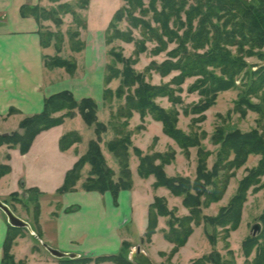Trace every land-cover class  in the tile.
Segmentation results:
<instances>
[{
    "label": "trees",
    "instance_id": "trees-1",
    "mask_svg": "<svg viewBox=\"0 0 264 264\" xmlns=\"http://www.w3.org/2000/svg\"><path fill=\"white\" fill-rule=\"evenodd\" d=\"M61 0H52L59 2ZM90 0H80L79 9H85ZM124 5L116 11L113 19L106 31V43L111 44L116 39H121L127 43L134 41L132 30L121 32L117 23L126 18L130 29H141L142 40L136 42L135 58L126 59L114 49L111 50V56L118 64H122V69L114 64H108L105 69V84L108 86L114 79L121 78V85L114 92L106 88L103 92V99L106 102L111 101L114 96L117 98L125 97L126 102L121 107L116 117L130 119L134 112H138L141 117L151 115L155 120L161 122L164 127V133L174 139L182 149H188L199 145L198 138L194 135H185L176 128L177 113L166 111L159 107L155 100L158 97H171L172 91L167 86H154L146 80V76L151 71H155L162 76H166L173 71H180V79L188 76H202L207 82L211 83L206 95L211 94L198 108V112L207 110L215 101L218 92L230 89L234 86V79L239 76L247 67L243 58H236L225 48L227 46H238L240 53H243V47H249L250 50L264 47V0H258L261 7L255 8L247 6L241 0H199L196 6H191L185 10L187 0H123ZM161 3V9L157 3ZM139 12V16L136 13ZM60 13L71 14L78 28L85 29L86 21L80 17L76 9L68 3H61L56 8L45 9L39 5L30 7L23 6L21 15L23 17L32 16L41 24L40 42L45 48L56 42V52L54 56L45 59V66L49 69L62 68L73 75L77 69V64L62 58L61 45L64 42V36L60 32L52 30H43L42 21H52L60 26L63 23ZM181 13L186 15V23L181 19ZM152 14L151 19L157 24L151 25L146 17ZM175 18L181 28H186L183 36H178L170 28L171 20ZM198 20V29L192 33V23ZM216 20L218 24L213 21ZM213 33L210 38L209 34ZM174 38L179 40L178 50L168 53V59L158 64L152 62L144 73H139L134 66L137 58L144 53L147 41H156L157 47L152 51L154 55H159L167 50L168 43ZM192 42L194 49H200L205 44L211 43L213 52L206 55H199L188 52L186 45ZM69 46L72 52L80 53L84 50V42L80 40V31L69 32ZM170 58H177L173 62ZM208 68L220 69L221 77L213 76ZM258 77L256 82L251 85L250 94L259 90H264V72L255 74ZM243 103L247 104L243 100ZM258 110L255 106H253ZM13 112L15 110H12ZM11 111V113H13ZM79 112L84 122L95 127L97 135L96 140L89 143L88 151L83 155L74 167L69 170L65 176L63 185L57 190V194H64L76 190L77 183L82 178V170L86 165H90L87 179L82 188L85 191L106 193L111 192L115 199L123 190H131L133 187L131 171L129 169V157L131 142V132L115 129L116 137L107 144L109 152L117 159L120 166V178L114 180V172L108 167L103 155L100 143L101 135L107 131V126L99 122L97 118L98 105L92 98H84L78 101L70 91H62L49 96L45 100L44 110L39 113L23 119L19 128L23 131L0 134V146L8 145L19 148L22 154H26L35 138L43 131L62 125L66 118H73L76 112ZM260 111V110H258ZM57 113H62L56 116ZM81 142V136L76 131L65 134L59 142L60 149L66 151L73 145ZM215 142L221 143V150L218 153V160L213 170L207 169L206 160L208 153L200 155L197 177L194 181L187 177H168L164 171V166L170 164L175 157L173 151L165 154L154 153L152 155L144 154L141 150L134 148L139 158L138 173L142 178L154 176L156 182L155 188L165 187L174 196L182 197L184 206L189 210V216L176 218L173 212L167 208L164 198H155L149 207L148 226L145 234L146 240L150 241L156 233L158 218L170 216L168 221V230L164 231L166 240L174 245L170 253V258L179 252L180 248L185 246L189 237L193 233V225H200L204 220L214 227H222L225 231V239L229 237L230 230H236L241 220L242 206L246 199L248 188L259 182V177L264 174V134L258 131L250 133L232 132L224 137L223 133L215 136ZM231 154L234 159L229 160ZM251 154L262 155L259 165L252 170L248 177H245L240 184L237 195L232 199L227 207L221 209L219 215L215 218L202 217L201 208L208 207L211 203L217 202L224 196L229 180V171L233 167H241ZM159 161V164L156 162ZM226 171L222 176L221 172ZM11 172V167L7 164L0 165V179ZM28 194L25 205H32L34 210V219L38 223L40 214V191L38 189H29L25 191ZM18 198L17 194L12 195ZM264 223V213L261 216ZM229 227V228H227ZM26 229L16 228L9 225L7 237L4 243L3 264H17L11 249L15 239L23 236ZM40 237L39 227L36 229ZM211 244L215 245L216 237L214 234L206 233ZM130 244L124 243L120 253L110 256L99 257L96 262L111 261L115 264H134L129 259ZM247 254V242L243 245ZM255 264H263L264 254L259 257ZM94 261L91 258H78L65 260L66 263H89ZM211 262L220 264L221 258L217 252H213L202 259L194 261L192 264H206ZM23 264V262H20Z\"/></svg>",
    "mask_w": 264,
    "mask_h": 264
},
{
    "label": "rangeland",
    "instance_id": "rangeland-1",
    "mask_svg": "<svg viewBox=\"0 0 264 264\" xmlns=\"http://www.w3.org/2000/svg\"><path fill=\"white\" fill-rule=\"evenodd\" d=\"M198 1L199 0H187L188 3L185 10H189L191 6H196ZM241 1L247 6H253L257 9L261 7L258 0ZM79 2L80 0H61L59 2L45 0V5L39 6L45 9H52L53 7L56 8L61 3L71 4L76 9V12L80 15V17L86 21L85 29L77 27L71 14L65 15L60 13V17L63 20V23L60 26L55 25L52 21H42L41 23L47 22V25H42L43 30L60 32L64 36V42L61 45L62 49L59 55L66 60L75 62L77 67L79 62V73H87V70L91 71V82L92 84H95L98 89H100L101 67L105 65L106 69L108 64H114L119 69H122L123 67L122 64H117L114 61L110 51L114 49L116 52H120L126 59L135 58V50L137 47L136 42L142 40L143 36L140 28L130 29L131 27L129 23L127 22L126 18H124V20L117 23V27L121 32L132 30L134 41L127 43L121 39H116L111 44H107L105 38L107 34L105 33L116 11L125 4L124 1L90 0L88 6L85 9L78 8ZM145 3L148 6L149 1L146 0ZM157 7L159 10L161 9L160 2L157 3ZM136 16H139V12L136 13ZM151 16L152 14H149L146 17V20H149L151 25L156 27L157 24L152 21ZM180 16L182 21L186 23L187 18L185 13H181ZM198 20L199 19L197 18L192 23V33H195V31L198 29ZM213 22L218 24L216 20ZM170 28L178 36H183L184 32L188 30L185 27L181 28L180 24L175 18L171 20ZM75 30L80 31V40L85 44L84 50L80 52V54L72 52L69 46V32ZM212 36L213 33H210L209 37L211 38ZM52 43L55 48L56 42L53 40ZM145 46L147 50L138 56L137 63L134 66L135 70L139 73H144L146 68L152 62L160 64L167 60L169 58L168 53H173L177 50L178 52L180 51L179 40L177 38H174L173 41H170L168 43L167 50L159 55H154L152 53V51L157 47L156 41H147ZM186 47L188 52L199 55H206L213 52V46L211 43L205 44L200 49H194L192 42H189ZM225 48L231 53L233 57H242L243 61L247 64V67L239 76L234 79V86L232 88L217 93L214 103L205 111L198 112V108L202 106L201 104L206 101L207 98L209 99L211 97V94L206 95V93H209L208 88H210L211 83L207 82L202 76H188L184 79H180V71L178 70L173 71L166 76H162L155 71H151L146 76V80L150 84L154 86H167L169 89H171V97H158L156 98L155 102L162 109L177 113L176 128L185 135L196 136L198 138L197 140L199 141V145L197 146L190 147L188 149H182L174 139L164 133L163 124L155 120L151 115L141 117L138 112H134L133 116L128 120L125 118L116 117L118 110L125 105V97L117 98L114 96V98L109 102L104 101L102 98L103 106L101 107L97 104V118L99 122L107 126V131L101 135L100 146L108 167L111 168L115 174V181H118L120 178L121 170L117 159L111 152H109L107 148V144L116 137L114 133L115 129H122L123 132H131L132 146L129 151V169L131 171L132 183L133 173L131 169L134 171V176H137L136 178L145 179L142 178L138 173V166L140 162L134 151V148L141 150L145 155H152L154 153L165 154L167 152L173 151L175 153L174 160L170 164L164 166L166 175L168 177H187L194 181L197 177L200 155L202 153L209 154V157L206 160L207 169L209 171L213 170V167L217 163L218 153L221 150V143L215 142V136H218V133H223L224 137L229 133L236 131L244 134L250 133L252 131H258L259 133L264 134V90L262 89L250 94V87L252 83L256 82L259 77L255 74H262L264 72V47L261 49L257 48L255 50H250L248 46L243 47V53H240L238 46H227ZM56 54L57 52H55V55ZM170 59L173 62H177L178 60L177 58ZM208 71L213 76L221 77L220 69L208 68ZM94 79L98 80L94 82ZM120 85L121 78L114 79L108 86L104 82V88L102 92H104L106 88H109L115 94ZM97 97L98 96H96V98ZM243 100L247 102V104L243 103ZM94 101L96 102V100ZM253 106H255L260 111L256 110ZM69 128L83 133L84 145H88L90 139H97L95 127L88 126L82 119L70 121ZM15 131L20 133L23 132L20 128ZM15 131H11V133ZM233 159L234 154H231L229 160ZM261 159L262 155L251 154L241 167H233L227 171V173H229V183L224 196L221 200L211 203L208 207H202V217H217L221 209L227 207L232 199L237 195L241 181L250 175L252 170L259 165ZM159 163V161L156 162V164ZM135 165H137V167ZM225 173L226 171H223L220 173V175L222 176ZM151 177L146 178L144 181L146 185L148 182H150ZM154 184L151 188L147 186V189L138 187L136 192L139 194L140 198L146 199L148 196L151 197L152 195L156 196L155 198H164L166 200L168 210L173 212V215L176 218H184L189 216V210L184 206L182 197L174 196L169 191L168 196L172 198L171 200L176 199L174 202L175 205H170L169 199L167 197L157 196L156 194L160 188H164L167 192L168 189L165 187L155 188ZM14 194H17L18 196L20 195L18 193ZM12 195L11 198L5 201V203L9 205L14 212H21L20 214H23L25 217L26 214L24 212L28 213L29 211H33L32 205H29L28 208L25 205L24 201L27 200H24L20 196L18 198H14ZM16 204L21 205L19 206V209L15 206ZM179 208L186 210L187 214L180 216ZM263 213L264 174L259 177V182L250 186L246 192V199L242 206L241 220L238 228L236 230H230L229 237L225 239V231L222 227H214L206 223L204 220L200 223V225L192 224L193 237L190 240L189 245L185 248L183 256L187 258L195 254H197V256L199 255L198 258L191 262L192 264L194 261L202 259L204 256H208L213 252H217L221 258L220 264H255V262L260 260L259 257L264 254V223L261 220ZM165 218L167 229H164L163 232L169 229L168 221L171 217L166 216ZM256 225H259L260 228L255 231L254 227ZM201 226L204 229L206 240L201 236ZM25 232H27V229ZM206 233L215 235V245L210 243ZM245 242H247V254L245 253V249L243 247ZM142 243L144 245H148L151 243V240L147 241L145 237V240L143 239ZM170 253L160 252V256L163 259L162 263L160 264H174L173 259L179 252L176 253L172 259L169 256ZM206 264L214 263L207 262Z\"/></svg>",
    "mask_w": 264,
    "mask_h": 264
},
{
    "label": "crops",
    "instance_id": "crops-1",
    "mask_svg": "<svg viewBox=\"0 0 264 264\" xmlns=\"http://www.w3.org/2000/svg\"><path fill=\"white\" fill-rule=\"evenodd\" d=\"M37 5H45V0H0V134L17 130L23 119L44 110L45 100L49 96L62 91H70L78 101L92 98L103 106L105 65L101 67V90L92 84L91 71L79 73V62L73 75L62 68L49 69L45 66V59L55 55V48L53 45L43 47L40 42L41 24L32 16L21 15L23 6ZM46 23L42 25H47ZM96 80L98 79H94V82ZM59 115L62 113L57 114ZM78 119L83 120L77 111L75 117L66 118L62 125L41 132L26 154H22L19 148L0 146V165L7 164L11 167V172L0 179V200L5 202L14 193L27 200L28 194L25 191L29 189H38L41 193L38 223L34 219V210L28 212L27 209L25 217L21 212L15 211L17 216L30 224L34 233L38 227L41 232V236L36 238L27 230L25 235L15 239L11 249L15 262L115 264L111 261L99 263L95 259L120 253L126 242L131 246L130 253L144 255L150 264L162 263L160 252L170 253L174 247L164 238L166 218H159L151 243L144 245L142 241L145 240L147 231L149 207L156 196L142 199L136 192L138 187H153L154 177L146 185V179L136 178L131 169L133 188L121 191L115 199L111 192H91L82 188L90 170V165H86L76 190L57 194L67 172L85 155L90 141L94 140L90 139L88 145H84L83 133L69 128V122ZM71 131L79 133L81 142L62 151L60 139ZM158 192L157 196L167 197L170 205L176 201L168 196L169 190L167 192L160 188ZM15 206L19 209L21 205ZM186 214V210L179 208L180 216ZM8 229L7 217L0 210V264H3ZM201 236L206 240L202 226ZM192 237L193 235L175 256L174 264H191L199 257L197 254L187 258L183 256ZM43 244L67 254H75L76 259L91 258L94 261L66 263L67 258L52 256Z\"/></svg>",
    "mask_w": 264,
    "mask_h": 264
},
{
    "label": "water",
    "instance_id": "water-1",
    "mask_svg": "<svg viewBox=\"0 0 264 264\" xmlns=\"http://www.w3.org/2000/svg\"><path fill=\"white\" fill-rule=\"evenodd\" d=\"M0 210L6 215L7 217V221L8 224L12 227H16V228H24L27 229L28 231H30L36 238H38V235L36 233L33 232L30 224L28 222H26L25 220H23L22 218H20L19 216H17L15 214V212L11 209V207L9 205H7L5 202H3L2 200H0ZM260 226L256 225L254 227V230L256 231L257 229H259ZM43 246L46 248V250L54 257L59 258V259H63V258H69V259H76L77 255L72 254V253H64L61 252L60 250H57L55 248H52L51 246L47 245V244H43ZM138 251L141 252L140 248H138ZM138 256H144V255H139ZM129 259L131 262H133L134 264H150L147 260V258L144 256V260L143 261H138L135 259V254L130 253L129 254Z\"/></svg>",
    "mask_w": 264,
    "mask_h": 264
},
{
    "label": "bare ground",
    "instance_id": "bare-ground-1",
    "mask_svg": "<svg viewBox=\"0 0 264 264\" xmlns=\"http://www.w3.org/2000/svg\"><path fill=\"white\" fill-rule=\"evenodd\" d=\"M135 259L140 262V261L144 260V256H138V255L135 254Z\"/></svg>",
    "mask_w": 264,
    "mask_h": 264
}]
</instances>
